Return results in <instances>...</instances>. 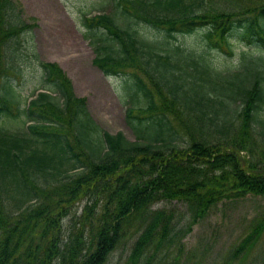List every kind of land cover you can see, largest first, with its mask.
<instances>
[{"label":"trees","instance_id":"trees-1","mask_svg":"<svg viewBox=\"0 0 264 264\" xmlns=\"http://www.w3.org/2000/svg\"><path fill=\"white\" fill-rule=\"evenodd\" d=\"M108 1L111 12L84 17V36L106 76H125L137 140L100 128L57 62L38 59L42 84L23 103L16 37L32 26L0 0V264H108L132 218L128 264H153L223 199L264 196V158L253 159L264 138V0ZM189 36L197 42L178 41ZM239 45L234 68L214 65L211 50L233 57ZM177 106L186 133L170 117ZM84 200L82 227L66 240L64 220ZM173 200L187 204L186 232L153 208ZM255 221L232 259L260 241L264 214Z\"/></svg>","mask_w":264,"mask_h":264},{"label":"rangeland","instance_id":"rangeland-1","mask_svg":"<svg viewBox=\"0 0 264 264\" xmlns=\"http://www.w3.org/2000/svg\"><path fill=\"white\" fill-rule=\"evenodd\" d=\"M106 1L14 0L22 20L32 26L16 37L22 63L21 72L16 75V83L24 103V100L31 97L33 91L42 84V70L38 59L57 62L70 79L74 93L86 99L89 111L100 128L110 133L123 132L130 140H137V135L126 120L127 110L134 103L127 93L128 85L125 88V76H106L94 64L97 56L95 47L84 36V17L99 12H111L113 3ZM194 39L197 38L180 37L178 41L191 45L197 42ZM243 49L246 48L239 45L233 57L218 50H211L210 56L214 65L220 69L234 68ZM134 65L135 63L127 64L124 69L133 72L138 68ZM155 97L158 106L168 109L169 104H165L162 97L157 93ZM174 110L175 112L169 111L174 124L183 133L188 132L181 128L178 114L184 121H187V116L181 115L182 110L178 106ZM194 122L196 121L193 118L188 121L191 124ZM193 132L198 133L199 129ZM184 137L188 139L189 135L184 134ZM209 137L216 141L218 139L213 135ZM262 158L264 138L259 136L253 159L258 161ZM86 204L87 200L78 203L64 220L63 234L66 240L74 237L82 227ZM94 208V215L91 214L85 222L86 237L90 234L91 225L95 228L98 224L97 218L102 211L101 203ZM153 208H163L168 213H173L175 222L178 223L177 230L187 231L191 217L186 203L177 200L159 201ZM263 214L264 196L249 194L223 199L203 219L195 222L192 230L181 238V241H176L169 249L165 247L153 264H262L264 232L256 246L251 247L245 255L232 259V254L251 234L252 226L257 222L255 220H259ZM139 223L137 218H132L127 223L126 236L111 255L108 264H128L138 238ZM146 257L141 264L145 263Z\"/></svg>","mask_w":264,"mask_h":264}]
</instances>
